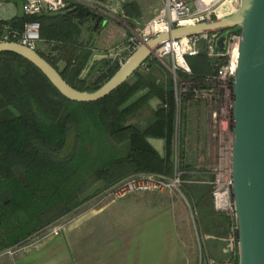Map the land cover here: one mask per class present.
I'll use <instances>...</instances> for the list:
<instances>
[{"label":"trees","instance_id":"obj_1","mask_svg":"<svg viewBox=\"0 0 264 264\" xmlns=\"http://www.w3.org/2000/svg\"><path fill=\"white\" fill-rule=\"evenodd\" d=\"M89 14L80 4L71 3L69 10L57 14L62 23L57 28L61 26V29H52V34L57 35L54 49L59 52L58 57L37 51L70 85L93 91L121 64L109 58L95 60L83 76L91 49L71 44L66 29L74 18L84 21ZM44 17L22 14L10 21L17 26L38 19L41 36L45 37L49 36L51 27L43 25ZM197 57L209 66L211 73L214 71L212 61L205 54ZM59 59L65 60L63 69L57 66ZM151 60L146 61L147 72H141L140 67L104 98L78 102L63 96L27 59L13 52L0 54V249L19 242L79 204L76 199L83 179L80 175L73 179L69 167L83 153L90 154V158L97 153L102 157L94 168L107 185L131 174L171 175L174 165L171 157H160L147 141L150 125L141 130L129 121L152 97H160L162 104L156 110L155 123L168 121L166 139L171 145L176 113L174 84L158 81L151 70L155 60ZM188 61L192 66L191 57ZM192 70L195 81H202L206 76ZM140 91L145 92L126 105ZM94 141H98V149ZM11 219L15 220L14 225L10 224Z\"/></svg>","mask_w":264,"mask_h":264},{"label":"crops","instance_id":"obj_2","mask_svg":"<svg viewBox=\"0 0 264 264\" xmlns=\"http://www.w3.org/2000/svg\"><path fill=\"white\" fill-rule=\"evenodd\" d=\"M17 5L22 6L20 0L5 4L3 12L10 14L7 20L20 14L15 10ZM57 14L45 15L42 20L43 25L51 27L49 36H41L38 43V50L42 52L49 49L47 45L50 43H56L57 35L52 34V29L56 27L60 30L61 26L57 28V25L62 24ZM88 21L73 19V24L66 29L67 35L71 37L69 41L74 45L89 47L91 54L93 51L110 54L109 50L93 45L91 34L103 35L109 27L108 21L104 20L99 27H92ZM87 23L88 26H84ZM42 39L47 42H41ZM191 62L194 70L206 75L211 73L209 66L200 57H191ZM64 66L65 63L60 69ZM151 70L158 81L172 84V74L166 63L154 61ZM202 82L195 81V84L203 85ZM144 92L140 91L131 100L137 99ZM190 96L187 94L185 103ZM161 104L160 97H152L137 111L143 113L133 115L130 122L141 130L150 125L147 141L160 157L165 158L172 156L174 134L170 145L166 139L168 121L164 119L155 123L156 110ZM194 108L195 112H183L182 115L180 156L184 171V192L194 206L193 209L189 203L186 205L187 199L182 194L179 196L180 193L169 190L142 192L124 199L86 206L62 225L59 234L50 231L32 240L17 253H0V264H196L199 255L188 209L199 215V222L206 235L203 243L214 253L213 256L223 257V241L220 238L228 232V222L224 215L213 210L211 201V171L217 161V154L212 152L209 112L204 105L196 104Z\"/></svg>","mask_w":264,"mask_h":264},{"label":"built area","instance_id":"obj_3","mask_svg":"<svg viewBox=\"0 0 264 264\" xmlns=\"http://www.w3.org/2000/svg\"><path fill=\"white\" fill-rule=\"evenodd\" d=\"M0 0V42L15 41L32 49H38L41 40V22L38 19L25 21L20 28L15 27L10 20L3 17V8L7 2ZM23 14L30 17H40L48 14L65 12L73 2L86 4L93 0H20ZM229 1L233 7L228 14L234 12L240 0H164L158 12L141 28L131 32L122 51L125 59L142 43L158 33L169 31L182 25H191L211 21L220 17V7ZM227 14V15H228ZM226 16V15H224ZM222 32L194 34L180 39L166 41L158 47L152 56L161 60L167 58L175 89L176 104L183 109L185 97L190 94L191 101L204 102L209 107V135L212 145L219 150L217 161L212 167L213 177L210 181L212 204L216 212L227 218L228 233L220 238L226 243L229 255L221 258L211 256L205 264H236L238 259V228L239 221L236 204L232 196V86L237 68L239 45L242 40L240 30L228 34L224 50L216 48V40ZM205 54L213 64V72L206 75L203 85L195 84L192 79L193 70L188 61L190 57ZM173 154L175 164L181 163L182 121L178 115L175 124ZM182 170L176 167L174 176L166 174L147 173L143 177L122 179L115 187V199H121L140 191H163L167 188H178L182 182ZM62 227L51 231L59 234ZM25 247V246H24ZM24 247L7 253L14 254Z\"/></svg>","mask_w":264,"mask_h":264},{"label":"water","instance_id":"obj_4","mask_svg":"<svg viewBox=\"0 0 264 264\" xmlns=\"http://www.w3.org/2000/svg\"><path fill=\"white\" fill-rule=\"evenodd\" d=\"M240 30L237 68L232 86V196L239 221L238 264H264V0H240L226 16L158 33L135 49L99 88L89 91L70 85L37 50L15 41L0 42V54L22 56L72 101L95 102L126 82L166 41L194 34L222 32L216 48L224 50L230 32ZM107 52L93 51L83 73ZM222 253L229 255L223 242Z\"/></svg>","mask_w":264,"mask_h":264},{"label":"rangeland","instance_id":"obj_5","mask_svg":"<svg viewBox=\"0 0 264 264\" xmlns=\"http://www.w3.org/2000/svg\"><path fill=\"white\" fill-rule=\"evenodd\" d=\"M163 1L164 0H93L91 2H87L86 4H80V5L89 10L90 14L86 17V20L84 21L89 20L88 22L91 23L92 27L93 26L99 27L101 26L104 20L108 21L109 27L104 32L103 35L102 34L98 35V33H91L93 36L92 37L93 45H96L97 47H99V49L109 50L110 54L108 55H110V57H107V58L111 59L113 62H120V59L125 56V53H123L122 49L124 45L126 44V41L130 33L134 32L138 28H141L151 17H153L158 12L160 7L163 5ZM11 8L14 10L13 5H11ZM231 9H233L232 6L231 8L229 7L228 11L230 12ZM15 10H17V12H20V14L18 15H22L21 5H17L15 7ZM9 16L10 14H5L3 12V17L5 19H7ZM88 24L89 23H87V25H84V26H88ZM21 26L22 25H17L15 27L20 28ZM91 31L92 30H90V32ZM45 41H46L45 39H42L41 42L46 43L47 41L46 42ZM57 42L58 41H56V43ZM56 43L54 45L52 43L47 45L48 46L47 48L49 49L46 51H43V53L49 57L57 58L59 55V52H57L56 48L54 49V46L56 45ZM151 59L155 61H160L162 64L163 63L165 64L168 62L167 58L161 60L155 56H152ZM152 60L150 62H152ZM64 63H65V60L59 59V61H57V66L61 68L64 65ZM147 69H148V66L146 63L143 66H141V72H147ZM87 74H88V71H86L83 76H86ZM136 95H138V93ZM138 98L139 97H137V99ZM137 99H134L133 101L130 100L126 105H131ZM188 100H186L187 102L185 103L186 105L185 104L183 105V109H179L176 104L173 134H175V126H176L175 124H176V119L178 115L181 116V121H182L183 112H195L194 105L196 104L204 105L207 112H209V107L206 103L201 102V101L195 102L194 100L191 101L190 98ZM142 107H140L137 111L141 110ZM137 111L133 115L138 114V113H143V112H137ZM133 115L130 116L129 121ZM208 127H209V117H208ZM92 129L94 131L90 129L91 132L96 131L94 125ZM94 144H95V148L98 149V146H99L98 141L97 142L94 141ZM173 151H174V148L172 147L171 158H172L174 165H173V172L171 173L170 176H174V174L176 173V167L181 170L183 168L181 166V163L180 165L175 164V161L173 159L174 157ZM214 151L216 152V154L219 152V150L213 146L212 152ZM97 154L94 155L92 158H90L91 156L90 154L87 155V153H83L84 156L81 158H77L74 161V163H72L69 167V171H70L69 174H71L70 176L73 179H75L74 177H76L77 175L82 176V179H83L81 180L82 183L80 185V194L76 199L78 200L79 204L76 205L71 210H69L67 213L61 215L55 220H52L50 223H48L44 227L32 232L30 235L26 236L19 242L6 246L4 248H1L0 253H4V252L7 253L8 251H14L16 249L22 248L26 246L28 243H30L32 240L36 239L37 237L44 235L52 231L55 228L62 227V225L66 221H68L70 218H72L73 216L78 214L80 211H82L84 207L86 206L103 204L107 201L120 200V199H115L113 194H110V193L115 190V187L120 183L121 180L111 185H107L104 182V180L99 176V173L96 172L97 170H95L94 168L97 164L101 162V158H102L101 156H97ZM214 166L215 164L213 165V167ZM145 174L147 173L131 174L123 178V180L126 178L127 179L132 178V177L134 178L135 176H138V178L143 177L145 176ZM181 178H182V182L178 188H174V187L167 188L165 189V191L169 190L172 192H176L178 194L180 193L179 196H181L182 194L183 198L187 199L186 205H188L189 203L193 209L194 206L192 205L189 198L186 197V193L184 192V171L181 174ZM155 191H160V190H155ZM142 192H150V190L132 193L121 199H124L128 196H132L138 193H142ZM210 193H211V187H210ZM211 201H212V196H211ZM213 210L215 211L214 207H213ZM188 214L189 216H191L190 218L192 219L193 230L195 233L194 240L196 242V247H197V251L199 255L197 257L196 264H205L207 258L213 256L214 253L210 250L208 246H206L203 243V239H205L206 235L204 232L205 230L201 227V224L199 222V215L197 216L194 210L190 212L189 209H188ZM193 218L195 219V223H196L195 225H194ZM9 222L10 224L11 223L13 225L15 224V220L12 221L11 219L9 220ZM227 233L225 234L224 237L227 236Z\"/></svg>","mask_w":264,"mask_h":264},{"label":"bare ground","instance_id":"obj_6","mask_svg":"<svg viewBox=\"0 0 264 264\" xmlns=\"http://www.w3.org/2000/svg\"><path fill=\"white\" fill-rule=\"evenodd\" d=\"M228 9H229V1H227L223 5H221V7L219 9L220 10V14L222 16L227 15L228 12H229Z\"/></svg>","mask_w":264,"mask_h":264}]
</instances>
